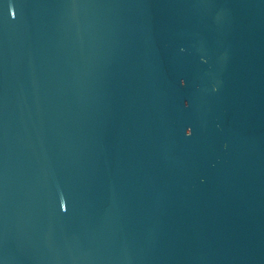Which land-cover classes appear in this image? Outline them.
Returning <instances> with one entry per match:
<instances>
[{"label":"water","instance_id":"1","mask_svg":"<svg viewBox=\"0 0 264 264\" xmlns=\"http://www.w3.org/2000/svg\"><path fill=\"white\" fill-rule=\"evenodd\" d=\"M0 264H264V0H0Z\"/></svg>","mask_w":264,"mask_h":264}]
</instances>
